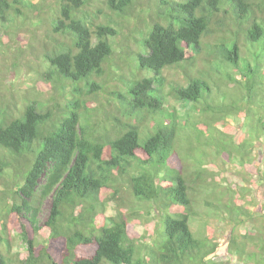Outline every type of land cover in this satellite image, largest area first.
<instances>
[{
    "label": "trees",
    "instance_id": "16d2710c",
    "mask_svg": "<svg viewBox=\"0 0 264 264\" xmlns=\"http://www.w3.org/2000/svg\"><path fill=\"white\" fill-rule=\"evenodd\" d=\"M18 29L43 33L32 97L0 101V248L25 246L0 264H264L237 198L264 185V0H0V45ZM210 215L236 260L193 235Z\"/></svg>",
    "mask_w": 264,
    "mask_h": 264
},
{
    "label": "rangeland",
    "instance_id": "374dc122",
    "mask_svg": "<svg viewBox=\"0 0 264 264\" xmlns=\"http://www.w3.org/2000/svg\"><path fill=\"white\" fill-rule=\"evenodd\" d=\"M50 1V0H49ZM146 1V0H143ZM34 20V25H35ZM42 25V24H38ZM18 34H14L11 39H5V44L2 43L0 45V101L7 99V101L13 103V104H19L23 101L22 96L26 93L27 89L30 90V93H26L25 97H32L30 89L36 79H37V72L34 70L38 64L40 63L39 59L36 58L34 54H32L29 50V46L33 45L34 48L40 50V42L39 37H41V34L43 33V30H39V32H36L35 35H32L29 30H23L18 29ZM36 50V52H38ZM34 55V56H33ZM29 65L34 66L35 68H31ZM167 78L175 79L177 81H182L181 76L175 72L170 71L166 73ZM49 93L45 94L44 97H47ZM173 102L172 100H169ZM177 104V103H176ZM177 108L180 107V104L176 105ZM231 123L233 125L238 126L239 121L236 119L231 118ZM181 132V131H180ZM188 133V131H184L181 133V136L179 137V140L181 141L178 143L179 146L177 153L182 159V161H185V157H192L191 154L195 150L196 155L198 154V150L201 146H198L195 144V142L192 140H188V138L185 137V134ZM262 153V149H255L253 154L254 158H256V162L258 165L261 162V159L259 158ZM196 157V156H195ZM225 157V156H224ZM263 157V156H262ZM224 158H221L217 160V165L215 166L216 170L218 169H224L223 160ZM236 165H229L228 171H236ZM246 171H243V174L246 178L248 176L245 173ZM254 174V173H253ZM227 176H230V173L227 174ZM256 176V175H255ZM242 182V185H250L249 182H247L245 179ZM199 186V185H198ZM201 187V186H199ZM222 187H225V184H222L219 190L222 189ZM3 186L0 185V189H2ZM250 189L252 191H247L245 193L242 192V196L237 197L240 202L247 204L248 207L254 211L255 213H258L260 211L259 206L264 204V185L259 184L257 182L256 186H251ZM207 192H211L208 190ZM251 194V195H250ZM212 195V194H211ZM203 198H212L208 193L203 194ZM225 199V197H224ZM202 201H198V205L194 203L196 207L202 206ZM51 207V199L47 198L42 206V210L40 213V219L43 221L48 216L49 210ZM115 204L113 202H109L107 207L105 208V215L110 216L115 213ZM208 212L209 210H205ZM203 215V214H202ZM258 217V216H257ZM254 225L256 224V220L253 221ZM200 225V228H197ZM10 226V224H9ZM193 226V227H192ZM229 223H224L221 221H216L213 215L210 216H204V222L200 220L199 221H192L191 230L193 232V235L197 236V233L201 232L200 234L206 236L209 235L213 238H215L219 242V246L214 252L215 254H212L209 256L214 261H229V259L236 260V255L233 253L232 255L227 251V241L230 239L229 234ZM12 227V226H10ZM253 225L250 224L248 228H252ZM134 230L136 234H142L143 233V226L141 224L135 225ZM10 233H14L13 230L10 231ZM12 236V235H10ZM249 247H252L249 245ZM1 252L4 253L5 256H9L11 254H14L19 251H24L25 246L24 243L20 239H11L8 243H6V246H1L0 248Z\"/></svg>",
    "mask_w": 264,
    "mask_h": 264
}]
</instances>
